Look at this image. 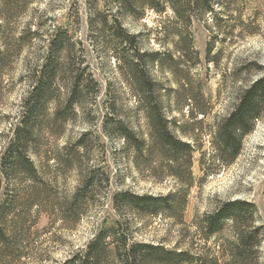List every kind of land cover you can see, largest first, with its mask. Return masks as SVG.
Returning a JSON list of instances; mask_svg holds the SVG:
<instances>
[{
  "label": "rangeland",
  "instance_id": "1",
  "mask_svg": "<svg viewBox=\"0 0 264 264\" xmlns=\"http://www.w3.org/2000/svg\"><path fill=\"white\" fill-rule=\"evenodd\" d=\"M129 2L132 10L119 9L116 0H0V155L19 125L52 36L59 33L64 40L29 150L38 173L34 181L16 183L0 172V210L11 199L20 216L0 219L6 232L0 264H71L74 256L85 259L98 236L101 256L94 264H127L125 253L134 246L140 255L128 264H174L144 245L188 253L190 261L183 264H193L199 255L206 264H264V239L258 255L251 250L229 261L227 254L238 252L232 224L215 236L201 231L204 217L219 204L243 200L255 209L253 222L240 228L260 226L264 236V111L231 163L218 161L213 147L217 122L235 109L244 88L264 75V0H175L179 18L164 0ZM211 4L216 13L205 14ZM120 38L128 44L119 45ZM118 52L134 58H128V72ZM74 80L79 86L70 96ZM150 88L149 100L158 97L175 134L196 147L192 179L184 162L178 169L181 183L161 179L171 169L159 151L140 154L117 133L121 121L147 137L146 110L136 94ZM69 97L76 101L72 107ZM84 179L88 187L78 190ZM190 182L185 208L178 204L171 215L147 214L129 199L115 200L122 192L167 195Z\"/></svg>",
  "mask_w": 264,
  "mask_h": 264
},
{
  "label": "trees",
  "instance_id": "2",
  "mask_svg": "<svg viewBox=\"0 0 264 264\" xmlns=\"http://www.w3.org/2000/svg\"><path fill=\"white\" fill-rule=\"evenodd\" d=\"M165 3L170 6L173 13L178 16L180 15L179 8L175 2V0H164ZM118 3V8L121 10H132L133 6L129 0H116ZM208 4L209 0H205ZM218 5V4H217ZM152 9H157L153 4H150ZM219 7V5H218ZM163 10H161L162 12ZM205 14H215V7L211 4L208 9L204 10ZM2 25H0V28ZM63 37L56 33L52 36L50 41V51H48V55L46 60L41 66V70L35 74L34 84L31 89L28 91V94L24 98L23 111L20 116L19 125L15 128L13 137L9 140L8 145L4 152L0 155V172L4 173V176L7 177L8 180L14 179L16 183H23L24 181H34L38 171L34 167L33 162L29 156V150H31V143L33 141L34 133L37 130L36 120L39 117L40 111L43 109L44 104L49 99V90L52 87L54 82V78L56 77V72L54 68V56L59 51H62L64 48ZM126 46L128 44V40L120 38L119 45ZM212 49V44H209L208 54H210ZM133 51V50H131ZM180 57H185L186 51L183 49L178 50ZM138 57H141L139 54ZM131 57L130 54L125 52L116 53V58L123 63L122 68L125 72L129 71L128 58ZM157 57H165L161 54H157ZM133 58V57H131ZM209 58V56H208ZM134 60V58H133ZM161 60V59H160ZM209 61H214L209 59ZM147 83V87H149V83ZM79 86V82L73 81V91L70 96H73L75 89ZM146 92L138 91L136 94L137 102L140 107H144L146 110V117L148 119V134L145 139L140 138L137 134L124 126V124L119 121L115 124L117 133L119 136L125 141L126 146H133V148L141 153L145 152L150 155H154L159 151V154L164 158L166 168H170V172H166L163 174L161 179L166 177H173L176 181L182 182V175L178 172L179 167L184 162L188 166V171L190 174V178H193V172L191 170L193 154L196 151V147L193 146L190 142L182 140L178 137L173 130V122L169 120V118L162 112L160 108V102L157 96H153L149 100V96L152 89L147 90ZM76 101L72 100L69 97V101L67 105L72 107ZM155 105V109L149 110L147 106ZM159 109L157 108V106ZM264 111V75L260 76L258 79L252 82L249 86L244 88L242 91L238 104L235 109L223 120H220L216 124V128L214 131V141L213 147L216 154V159L218 161L223 162L224 164H229L233 160H235L241 150L243 145L244 138L253 130L255 127V122L261 118ZM201 113V112H200ZM176 122V121H175ZM85 135H83L80 139L82 141ZM229 155V156H228ZM229 157V159H228ZM23 171L22 176L14 175L17 171ZM14 173V174H13ZM18 173V172H17ZM12 176V177H11ZM15 177V178H14ZM18 177V178H16ZM194 182H190L188 186L182 187L179 195L177 192L180 191L178 189L177 192H169L167 195H136L131 192H122L117 193L115 195V200H119V198L129 199L132 202L133 208L137 207V211L142 210L147 214L157 215L159 213H164L167 215H171L172 209L176 207V205L180 204V206L184 209L186 206L188 196ZM88 187V182L85 179L80 183V189H86ZM80 193L75 196V199H78ZM181 198V199H180ZM14 200L9 199L7 203H4L3 207L0 210V219L3 221V217H7V215L13 214L14 217L19 218L20 216H16V212L18 211L17 201L16 205H12ZM255 209L254 204L243 201V200H232L227 201L222 204H219L215 210L209 214H207L202 221V230L205 232L207 237L215 236L221 234L225 227V224L230 222L232 224V230L230 231L233 237L232 244L237 248L238 252H230L227 256L230 258L229 261H233L237 259V255H242L247 251H255V254L258 255L259 247L264 239L263 234H261L260 226H246L244 229L240 228V225L245 223H249L252 220V213ZM251 213V218L249 219V215ZM16 218H13L14 220ZM8 229V232L12 235L14 234L13 226ZM5 229L0 227V239L4 240ZM206 237V238H207ZM101 236H98L89 246V250L86 253L85 259L80 257L79 255L74 256L71 259V264H94L98 258L101 256V250L98 248L102 241ZM1 241V240H0ZM148 253H159L163 252L164 257L161 261L166 262H174V264H183L189 262L190 260L186 259L185 256H188V253L177 252V251H167L163 248H156L150 245L141 246ZM138 246H134L131 251H127L125 253V262L128 264V259L138 253L140 255V251L137 252ZM219 256L213 258V261L216 262L219 260ZM228 258V259H229ZM92 259V260H91ZM146 259V258H145ZM193 264H206L208 263V259L202 255L193 256ZM90 262V263H89ZM135 264V263H133Z\"/></svg>",
  "mask_w": 264,
  "mask_h": 264
}]
</instances>
